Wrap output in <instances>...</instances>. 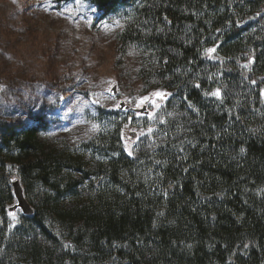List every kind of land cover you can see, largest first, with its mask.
I'll return each mask as SVG.
<instances>
[{
  "label": "trees",
  "instance_id": "16d2710c",
  "mask_svg": "<svg viewBox=\"0 0 264 264\" xmlns=\"http://www.w3.org/2000/svg\"><path fill=\"white\" fill-rule=\"evenodd\" d=\"M80 1L160 114L96 105L75 138L0 108V264H264V0Z\"/></svg>",
  "mask_w": 264,
  "mask_h": 264
},
{
  "label": "rangeland",
  "instance_id": "374dc122",
  "mask_svg": "<svg viewBox=\"0 0 264 264\" xmlns=\"http://www.w3.org/2000/svg\"><path fill=\"white\" fill-rule=\"evenodd\" d=\"M97 18V10L80 0L61 5L54 0H0L3 114V108L15 106L22 125L57 116L65 130L78 134L72 135L75 138L87 136L85 113L96 105L116 109L123 100L134 108L145 107V114H126L140 124L135 130L160 114L161 96L156 93L161 92L139 93L135 58L118 59L119 26ZM112 85L115 95L109 93ZM137 138L134 135L127 144ZM13 214L17 216V210Z\"/></svg>",
  "mask_w": 264,
  "mask_h": 264
},
{
  "label": "water",
  "instance_id": "95a60500",
  "mask_svg": "<svg viewBox=\"0 0 264 264\" xmlns=\"http://www.w3.org/2000/svg\"><path fill=\"white\" fill-rule=\"evenodd\" d=\"M116 92V87L113 86L110 90V93L111 94H115ZM126 103L124 101H119L118 105H117V108L120 110V111H126V110H130L128 108V106L125 105ZM139 112V111H138ZM146 112V109L145 107H143V111L141 113H145ZM12 188H13V192H14V196L17 200V204L15 205L14 208L16 207H19L21 209V211L26 214V215H30L32 214V209L31 207L29 206L28 202L26 201L24 195H23V191H22V187H21V184L19 182L18 179L14 180L12 182Z\"/></svg>",
  "mask_w": 264,
  "mask_h": 264
},
{
  "label": "bare ground",
  "instance_id": "6f19581e",
  "mask_svg": "<svg viewBox=\"0 0 264 264\" xmlns=\"http://www.w3.org/2000/svg\"><path fill=\"white\" fill-rule=\"evenodd\" d=\"M113 86H115L116 87V85H112V87ZM111 87V88H112ZM111 88L109 89V93H110V90H111ZM111 94V93H110ZM115 94H116V92H115ZM115 94H111V95H115ZM120 101H123V100H120ZM119 103V102H118ZM118 103H117V105H118ZM117 105H116V110H118V111H120L118 108H117ZM126 106H128V108L130 109V110H126V111H123V112H126V114H131V112L132 113H141L142 111H143V107L141 108V109H139V108H134V107H132V106H130V105H128L127 103L125 104ZM146 109V108H145ZM139 111V112H138ZM147 111V110H146ZM122 112V111H121ZM146 113V112H145ZM145 113H141V114H145ZM14 180H16V179H13L12 181H14ZM12 191H13V188H12ZM13 194H14V192H13ZM16 199V198H15ZM17 204V200H16V203L13 205V207H12V209H14V207H15V205ZM167 255V254H166Z\"/></svg>",
  "mask_w": 264,
  "mask_h": 264
},
{
  "label": "snow or ice",
  "instance_id": "6c2138e0",
  "mask_svg": "<svg viewBox=\"0 0 264 264\" xmlns=\"http://www.w3.org/2000/svg\"><path fill=\"white\" fill-rule=\"evenodd\" d=\"M214 51H215V49H208V52H214ZM245 67H247V65H245ZM156 95L162 96L163 94L162 93H156ZM212 95L219 96L220 93H219V91H217V92L212 93ZM146 99L147 98H143V100H146ZM149 131H151V130H149ZM241 151H243V149H241ZM129 155H131V152H129ZM10 215H13V214L10 213ZM245 247H247V245H245Z\"/></svg>",
  "mask_w": 264,
  "mask_h": 264
}]
</instances>
